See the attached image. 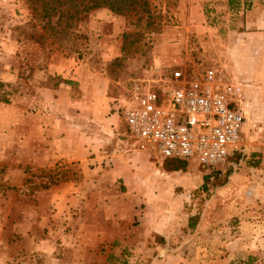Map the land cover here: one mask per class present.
Instances as JSON below:
<instances>
[{"label":"rangeland","instance_id":"obj_1","mask_svg":"<svg viewBox=\"0 0 264 264\" xmlns=\"http://www.w3.org/2000/svg\"><path fill=\"white\" fill-rule=\"evenodd\" d=\"M147 2L0 0V264H264L246 244L264 237V0ZM210 66L259 92L242 100L248 150L207 168L131 149L116 106L131 80ZM202 218L224 227L207 255L185 248Z\"/></svg>","mask_w":264,"mask_h":264},{"label":"built area","instance_id":"obj_2","mask_svg":"<svg viewBox=\"0 0 264 264\" xmlns=\"http://www.w3.org/2000/svg\"><path fill=\"white\" fill-rule=\"evenodd\" d=\"M226 72L216 66L192 75L155 68L133 78L116 105L127 144L207 168L246 152L243 86ZM257 144L264 162L263 130Z\"/></svg>","mask_w":264,"mask_h":264},{"label":"crops","instance_id":"obj_3","mask_svg":"<svg viewBox=\"0 0 264 264\" xmlns=\"http://www.w3.org/2000/svg\"><path fill=\"white\" fill-rule=\"evenodd\" d=\"M243 87L246 88V89L249 88L248 90H246L244 92L245 95H247V94L248 95H251V93H253V92L254 93H259L258 91H255V89L250 88L246 84ZM166 224L167 223H164L163 221H161V222H154V223H152L150 225V230H154V232H156V234L162 235L163 232L166 231L165 230L166 229V226H167ZM173 224H175L174 225L175 226V230L178 233L181 227H185V226L187 227L188 220L187 219H184L182 222L177 221V222H173ZM222 225L223 224H221L220 222L213 221L212 219H208V218H204V219L202 218V219H200L196 223V225L193 227L192 231L191 230H190L191 232L189 231L188 237H191V238L187 242V245H185V248L188 249V250H193V252H194L196 250V248L203 247L204 249H207L208 250V251H206L204 253V255H207L211 249H214L215 248V245L214 244L211 245L210 243H207V242H210L209 240H211L209 238L207 239V241L205 243H203L202 237H204L203 235H205V236L207 235L208 237H212L213 234L210 232V229H212L213 227H216L217 226L218 230H222V229H224V227ZM178 234H180V233H178ZM220 236L221 235H219V237ZM255 236H257V234ZM196 237H198V238H196ZM198 239H201V240H198ZM219 239H220L219 241L221 243L218 244V247L217 248L218 249L219 248L221 249V246H225L226 245V242L222 241V238L221 237ZM260 239H262V240H260ZM212 240H216V239H212ZM241 240L242 239H240V240L238 239L235 242H236V244H237V246H238V248L240 250H244V248H245L243 246L244 243ZM246 244L247 245L249 244L250 247L252 246L250 250L253 249L255 251H259L260 250L259 246L264 249V237H261V236L260 237H254V235H252V239H250V241H248ZM183 246H184V243L181 244L180 249ZM175 251H176V249H174V252ZM172 258H173V261H174L173 263L174 264H190V263H188L189 262L188 258L185 259L183 257V255H182V257H180L179 254H176V255H173ZM220 260H221V256L214 257V259H205L204 262H205V264H222L221 263L222 261H220Z\"/></svg>","mask_w":264,"mask_h":264},{"label":"trees","instance_id":"obj_4","mask_svg":"<svg viewBox=\"0 0 264 264\" xmlns=\"http://www.w3.org/2000/svg\"><path fill=\"white\" fill-rule=\"evenodd\" d=\"M67 2H72L73 6H76L77 9L74 13H85L90 10L105 7L111 10L114 13L124 14L129 10L137 9L141 12L148 11V2L147 0H67ZM136 9V10H137ZM171 162L179 161L180 159L168 158ZM183 161V160H180ZM183 168V165L180 164H170L169 169L178 170ZM264 183V177H263Z\"/></svg>","mask_w":264,"mask_h":264}]
</instances>
